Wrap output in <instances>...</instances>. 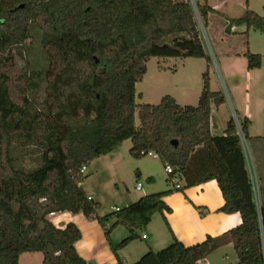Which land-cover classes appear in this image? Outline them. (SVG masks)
<instances>
[{
  "label": "trees",
  "instance_id": "1",
  "mask_svg": "<svg viewBox=\"0 0 264 264\" xmlns=\"http://www.w3.org/2000/svg\"><path fill=\"white\" fill-rule=\"evenodd\" d=\"M195 6L189 0H0V264H19L26 253H42L43 264H89L76 249L82 238L78 226L58 228L48 218L65 212L96 220L115 264H125L119 251L154 215L171 212L163 200L168 192H160L98 215L100 204L82 187L87 178L82 168L126 141L133 158L152 152L171 166V178L185 183L177 190L215 180L225 201L220 211L242 218L238 227L194 246L173 236L168 247L150 250L133 264H201L224 243L233 244L236 264H264V210L255 202L234 118L224 135L211 133V105L225 104L226 97L211 90L209 70L197 106H182L170 95L158 105L136 103V86L152 58L212 63L199 20L206 28L215 11L207 0H195ZM29 23L42 31L49 62L44 72L30 73L23 54L14 51ZM242 25L246 34H264V17L253 11L229 22ZM246 58L248 69L261 66V55ZM41 81L46 98L36 109L28 91ZM240 122L248 141L250 121ZM15 142L39 148L36 169L16 168ZM119 226L128 236L114 244L111 234Z\"/></svg>",
  "mask_w": 264,
  "mask_h": 264
},
{
  "label": "crops",
  "instance_id": "2",
  "mask_svg": "<svg viewBox=\"0 0 264 264\" xmlns=\"http://www.w3.org/2000/svg\"><path fill=\"white\" fill-rule=\"evenodd\" d=\"M200 2H204V0H200ZM207 2L215 11V13L209 16L207 28L210 29L213 40L216 41V50L219 58L218 62L222 70L223 78L225 79L226 87L232 96L229 104L225 103L219 107L214 104L211 105V133L218 136L224 135L229 121L234 117L233 114H235L240 121L245 118L250 121L248 136L251 148L247 146V150H244V153L249 171L250 166H252L254 171L256 169L262 183V194L260 199L261 207L264 210V50L260 49V47L255 44V39L252 34L258 32L255 30L248 31L245 46L243 45L236 50L229 44L230 39L238 34V28L244 26L230 27L229 22L231 20L243 18L247 10L253 11L250 9L249 0H207ZM246 2L248 3L246 4ZM229 3H234L237 8L242 9L244 12L243 17H232L234 13H227L225 10ZM221 17L225 19L224 21L226 22L222 30L217 32V30H214L215 20ZM247 53L259 54L262 56V63L259 68L248 69ZM202 61L205 60L181 59L180 68L175 69V72L177 73L179 70H182V73H185L186 66L189 63H203ZM207 68L210 69L211 64H207ZM166 70L167 68L163 67V71L166 72ZM213 82L214 79L211 77V84ZM177 92L178 93L173 94L172 97L176 99L178 104L187 106L185 105L187 103H183L184 99L182 95H185L184 98L190 97L191 99L187 100H190L191 104L195 102L198 104L202 91L200 92L199 89H196L192 93L189 89H178ZM219 130L220 133H217ZM123 145L117 150L122 149ZM131 147H129V151ZM117 150L95 159L92 162L93 172L90 177L86 178L82 185L87 196L99 204L101 202V197H96L97 199H95V191L90 190V188L86 186L92 177L105 175L108 180L114 182L119 188L118 182L121 181V169L124 158ZM155 159L162 163L159 158ZM87 170L88 167L85 172L88 176ZM161 175V173H157L156 175V173L149 171L147 168L143 169L140 166L137 169V177L139 179L143 177L147 178L150 182L149 188L143 193L145 195L141 197L154 193L168 192L163 200L171 209V212L154 215L151 223L145 230L137 231L138 238L119 251V255L122 257L125 264L137 262L150 250L157 252L168 247L173 242V236L185 246L190 247L204 242L208 236L220 237L242 224V218L239 213L226 214L220 211L225 201L220 187L215 180L188 187L183 190H177L175 188V181L178 179H172L171 176L167 174L164 180ZM178 183L184 188L185 183L183 181L178 180ZM160 184L164 186L161 187V191H153ZM143 190L144 187L142 186V189L137 191L143 192ZM123 193L124 192L121 191L117 196L119 195L118 197L123 200L122 204L125 207L115 204L112 211H115L116 208H126L131 205L130 202H133L129 194ZM141 197H139V199ZM65 213L52 214L48 218L58 228H64L68 223H74L78 226L82 234L81 240L76 244V249L80 257L89 264H115V255L111 250L101 226L94 219L86 218L82 213ZM98 215L101 216L100 213H98ZM57 217H64V221L60 220L59 223H55L53 218ZM121 227L124 230H121ZM144 235L147 236L146 239L143 238ZM127 236V229L123 226H119L112 232L111 239L114 244H118ZM86 238L88 239V249H86L87 246L84 244ZM32 254L33 253H26L25 255L28 256L23 254L20 257L19 264H21L23 256H25V264H31V260L34 259ZM213 255H216L215 257L217 258L213 259ZM237 261L238 258L233 244L224 243L208 255L201 264H236Z\"/></svg>",
  "mask_w": 264,
  "mask_h": 264
},
{
  "label": "rangeland",
  "instance_id": "3",
  "mask_svg": "<svg viewBox=\"0 0 264 264\" xmlns=\"http://www.w3.org/2000/svg\"><path fill=\"white\" fill-rule=\"evenodd\" d=\"M190 1V0H189ZM195 1V0H194ZM250 9L257 12L260 16L264 17V0H249ZM234 3H229L227 5V9L225 10L227 13H234L232 17H243V10L239 9L235 6ZM225 19L217 18L215 20L214 30L220 32L225 24ZM200 22V28L202 31V38L205 48L207 52L211 54L212 63L211 70L207 68V63L202 61L203 63H189L186 66V72L182 73V70L179 72H175V69L180 68L181 59H159L152 58L147 64V73L143 78L142 82L138 83L136 86L137 89V104H150V105H158L160 103V99L166 95L172 96L175 93H178L177 90L189 89L192 93L199 89L200 92L203 89V73L208 69L210 75V87L214 92H222L226 97V103L229 104L231 101V93L228 91L226 87L225 79L223 78L222 70L220 68V64L218 62V52L216 50V41L213 40L210 29L207 27L204 28L202 22ZM244 27V28H243ZM27 34L25 40L16 48L14 51L21 52L24 56V60L28 65L30 73L44 72L48 66V58L47 54L42 47V31L38 28L36 24H28ZM246 27L242 26L238 28V34L235 35L232 39H230L229 44L234 49H239L243 45L245 46L247 42V34ZM255 39L256 46L260 47V49L264 50V35L255 32L252 33ZM163 67L167 68L166 72L163 71ZM221 70V72H220ZM221 74V76H220ZM211 77L214 79V82L211 84ZM39 85L37 89L28 91L29 98L31 99L34 108L41 109L42 104L46 98V88L47 85L45 82H37ZM188 87V88H187ZM185 93V92H183ZM162 96V97H161ZM185 95H182L183 103H187L185 105L196 106L197 102L191 104V101L184 98ZM161 97V98H160ZM234 115V114H233ZM234 118V117H233ZM84 121H80L78 124L84 125ZM136 123L140 124L138 114L136 113ZM220 133V130L219 132ZM247 146L251 148L249 140L247 141ZM129 147H131V142L127 141L122 149L117 150L124 158L123 166L121 169V181L118 182L119 188L115 185L114 182L108 180L105 175H101L99 177H92L88 184L87 188L95 191L94 197H101L100 209L98 213L101 216H105L112 211V208L115 204L120 205L121 207H125L122 204V199L117 196L119 192H124L125 194H129L131 201H137L139 197L145 195L144 192L150 186V182L147 178L139 179L137 177V169L142 167L143 169H148L153 173H161V177L166 178V170L165 166L160 163L157 159L147 156L142 159H135L131 157L129 153ZM12 157L14 160V164L16 168L30 171L36 169L40 165V150L36 145H24L23 142H15L12 149ZM92 163L89 164L87 170V177L91 176L92 171ZM255 177L257 179L258 187H259V195L261 198L262 194V183L260 181L257 170L255 169ZM137 183H141L144 187L143 192H138L136 190ZM161 184L153 191H161ZM123 193V194H124ZM154 193V192H152ZM120 199V200H119ZM97 201V200H96ZM121 201V202H120ZM133 202H130L131 204ZM125 205V204H124ZM130 205V204H129ZM67 214V212L65 213ZM55 223H59L60 220L64 221V217L53 218ZM96 221V220H95ZM97 222V221H96ZM63 223V222H61ZM121 230H124L121 227ZM145 232V231H144ZM87 238L84 242L87 246ZM88 249V246L86 247ZM25 255V254H24ZM34 259L31 260V264H43V254L42 253H33ZM28 256V255H25ZM25 256L22 257L21 264H25ZM213 259L217 258L216 255H213Z\"/></svg>",
  "mask_w": 264,
  "mask_h": 264
},
{
  "label": "built area",
  "instance_id": "4",
  "mask_svg": "<svg viewBox=\"0 0 264 264\" xmlns=\"http://www.w3.org/2000/svg\"><path fill=\"white\" fill-rule=\"evenodd\" d=\"M190 2L192 3L194 8L196 9L195 1L194 0H190ZM234 121H235L236 129H237V134L240 137L241 144H242L244 150H247V140H246L245 135L243 133V130H242V127H241V122L235 116V114H234ZM147 156H151L153 158H158V156L155 153H152V152L149 153ZM86 169H87V167H83L82 168V173H85ZM165 170H166V173L168 175H171L173 173L172 167L169 166V165L165 167ZM250 174H251V180H252V184H253L255 202H256V205L258 206V208H260V205H261V199H260V195H259V191L260 190H259V187H258L257 179L255 177V171L252 168V166H250ZM175 182H176L175 188L176 189H180L181 185L178 183V180H176ZM136 189L137 190H141L142 189V184L138 183ZM89 199H91V198L89 197ZM115 211H119V209L116 208ZM146 237H147L146 235L143 236L144 239H146ZM262 241L264 243V233H263V231H262Z\"/></svg>",
  "mask_w": 264,
  "mask_h": 264
},
{
  "label": "water",
  "instance_id": "5",
  "mask_svg": "<svg viewBox=\"0 0 264 264\" xmlns=\"http://www.w3.org/2000/svg\"><path fill=\"white\" fill-rule=\"evenodd\" d=\"M173 145H176L177 143L175 141L172 142Z\"/></svg>",
  "mask_w": 264,
  "mask_h": 264
}]
</instances>
